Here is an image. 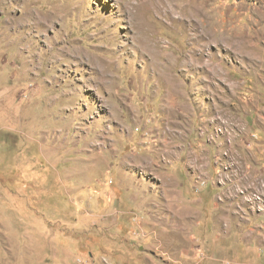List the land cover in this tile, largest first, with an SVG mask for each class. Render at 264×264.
<instances>
[{"label":"rangeland","instance_id":"374dc122","mask_svg":"<svg viewBox=\"0 0 264 264\" xmlns=\"http://www.w3.org/2000/svg\"><path fill=\"white\" fill-rule=\"evenodd\" d=\"M264 0H0V264H264Z\"/></svg>","mask_w":264,"mask_h":264},{"label":"built area","instance_id":"2783aa9c","mask_svg":"<svg viewBox=\"0 0 264 264\" xmlns=\"http://www.w3.org/2000/svg\"><path fill=\"white\" fill-rule=\"evenodd\" d=\"M257 200H259L260 202L264 203V196H260L258 195V197H255Z\"/></svg>","mask_w":264,"mask_h":264}]
</instances>
